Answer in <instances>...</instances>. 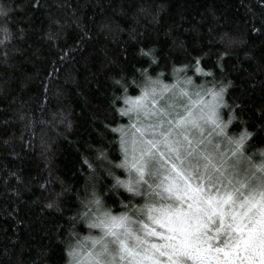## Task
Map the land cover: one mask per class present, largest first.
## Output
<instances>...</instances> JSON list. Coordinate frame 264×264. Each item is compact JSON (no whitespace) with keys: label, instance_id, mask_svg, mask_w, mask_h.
Instances as JSON below:
<instances>
[{"label":"trees","instance_id":"16d2710c","mask_svg":"<svg viewBox=\"0 0 264 264\" xmlns=\"http://www.w3.org/2000/svg\"><path fill=\"white\" fill-rule=\"evenodd\" d=\"M0 5L10 9L0 16V29L11 34L5 40L0 31V264H69V241L99 236L81 218L93 186L106 209L125 211L128 194L109 191L114 180L105 170L128 178L114 167L123 157L110 131L128 124L115 111L123 106L115 100L123 90L114 81L121 77L128 85L142 83L140 70L148 69L170 83L173 67L199 57L214 75L192 68L182 75L207 87L231 82L225 100L241 106L231 131L259 133L253 144L264 148V0ZM142 50H152L157 62ZM129 94L139 89L131 85ZM100 150L107 160L97 159Z\"/></svg>","mask_w":264,"mask_h":264},{"label":"snow or ice","instance_id":"6c2138e0","mask_svg":"<svg viewBox=\"0 0 264 264\" xmlns=\"http://www.w3.org/2000/svg\"><path fill=\"white\" fill-rule=\"evenodd\" d=\"M9 11L0 5V16ZM0 31L10 39L6 27ZM142 54L157 62L152 50ZM189 68L214 75L197 57L173 67V83L141 69L143 82L131 81L135 96L123 77L114 81L123 90L115 111L128 119L110 128L123 157L114 167L128 178L105 170L114 180L109 191L127 193L128 203L114 214L93 186L81 218L101 235L69 241V264H264V148L253 144L259 133L231 131L241 107L225 100L231 82L197 85L182 75ZM97 159L108 157L100 150ZM136 198L142 203L133 204Z\"/></svg>","mask_w":264,"mask_h":264},{"label":"rangeland","instance_id":"374dc122","mask_svg":"<svg viewBox=\"0 0 264 264\" xmlns=\"http://www.w3.org/2000/svg\"><path fill=\"white\" fill-rule=\"evenodd\" d=\"M174 80H175V78H173V81L172 82H170V83H173L174 82ZM166 83V82H165ZM97 231H99L98 229H97ZM97 235H101V233H100V231H99V233L97 234ZM93 236H96V235H93ZM89 246H90V241H88V242H86Z\"/></svg>","mask_w":264,"mask_h":264}]
</instances>
